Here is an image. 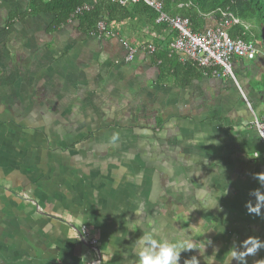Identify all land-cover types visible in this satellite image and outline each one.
Instances as JSON below:
<instances>
[{"label": "crops", "instance_id": "crops-1", "mask_svg": "<svg viewBox=\"0 0 264 264\" xmlns=\"http://www.w3.org/2000/svg\"><path fill=\"white\" fill-rule=\"evenodd\" d=\"M31 4L0 0V264H137L152 227L157 241H211L179 264H239L230 251L264 242V215L245 207L264 193L252 158L264 151L252 126L264 120V50L215 78L180 62L176 33L144 16H105L112 35L98 37L72 15L53 29ZM245 261L264 264V248Z\"/></svg>", "mask_w": 264, "mask_h": 264}, {"label": "built area", "instance_id": "built-area-1", "mask_svg": "<svg viewBox=\"0 0 264 264\" xmlns=\"http://www.w3.org/2000/svg\"><path fill=\"white\" fill-rule=\"evenodd\" d=\"M110 3L121 7L128 4L141 3L149 8L156 15L154 23L157 26L169 28L176 33L175 38L169 44L170 53L185 64H192L201 73L215 78L230 77L232 75V61L241 60L251 62L258 54L254 44L244 42L241 39H231L228 35V29L236 25L237 20L230 15H223V18L214 21L212 25L204 27L200 33H194L191 24L187 19L178 16H172L164 11L163 0H107ZM95 2V0L93 1ZM92 9V5L85 4L76 8L72 16L78 17L84 12ZM98 37H108L112 35L111 26L101 20L95 26L94 30ZM141 50L148 56L155 54L156 49L151 44H144ZM125 62H131L134 59L136 50L132 47H125ZM253 128L256 131L260 143L264 149V120H253ZM254 160H259L264 165V151L261 155L254 153ZM86 229L82 227L77 233L79 242L86 244ZM95 241L90 240L88 245L95 248ZM90 264H100V259L92 261Z\"/></svg>", "mask_w": 264, "mask_h": 264}, {"label": "trees", "instance_id": "trees-1", "mask_svg": "<svg viewBox=\"0 0 264 264\" xmlns=\"http://www.w3.org/2000/svg\"><path fill=\"white\" fill-rule=\"evenodd\" d=\"M164 11L172 16L187 19L192 31L204 16L218 21L223 15H230L237 24L228 29L231 39L252 43L257 50H264V0H163ZM83 4L92 5L91 12L76 17L87 31L106 16L107 21L121 20L140 15L154 23L155 13L143 4H128L121 7L107 0H32L33 13L54 16L53 29L62 25L73 11ZM108 23V22H107Z\"/></svg>", "mask_w": 264, "mask_h": 264}, {"label": "clouds", "instance_id": "clouds-1", "mask_svg": "<svg viewBox=\"0 0 264 264\" xmlns=\"http://www.w3.org/2000/svg\"><path fill=\"white\" fill-rule=\"evenodd\" d=\"M119 139V134L114 133L110 140L115 143ZM254 178L258 181L261 188H264V174H256ZM223 195H226L224 192ZM249 195L255 197L256 203L253 206L251 202H248L245 207L247 212L260 217L262 214L261 209L264 208V193L260 189H255L249 193ZM136 226L132 224V231H135ZM158 230L152 227L150 230L144 232L139 238L138 242L142 245L141 250L137 254V264H179L182 252H188L192 249H196L201 256H204L206 246L211 244V241L205 243H193L190 239H179L169 242L168 240L157 241L154 238V233ZM248 242L252 245L246 247V251L241 254L235 250L230 251L231 260L235 259L239 264H246L245 256L254 254L258 249L264 248V242L259 241L256 238H250ZM218 249L214 250L216 253ZM206 264H215L216 254L205 257ZM184 264H199V261L195 256L190 260H186Z\"/></svg>", "mask_w": 264, "mask_h": 264}]
</instances>
